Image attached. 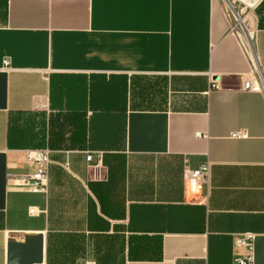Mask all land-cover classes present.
Listing matches in <instances>:
<instances>
[{"label": "crops", "instance_id": "0c3cea01", "mask_svg": "<svg viewBox=\"0 0 264 264\" xmlns=\"http://www.w3.org/2000/svg\"><path fill=\"white\" fill-rule=\"evenodd\" d=\"M245 29L264 80V1ZM249 70L219 0H0V264L37 234L41 264H232L243 232L264 264ZM42 148L48 189L31 192ZM184 157L210 162L203 190L188 193Z\"/></svg>", "mask_w": 264, "mask_h": 264}, {"label": "built area", "instance_id": "2783aa9c", "mask_svg": "<svg viewBox=\"0 0 264 264\" xmlns=\"http://www.w3.org/2000/svg\"><path fill=\"white\" fill-rule=\"evenodd\" d=\"M227 1V2H226ZM231 1L234 0H225V2L234 9V5H232ZM237 1V2H236ZM239 0H235V2L239 5ZM262 0H254L252 3V8L254 9L256 5ZM245 2H243L244 4ZM252 13V12H251ZM238 19L244 26L243 19L238 15ZM229 30L232 34L236 35L238 38V29L236 26L229 25ZM243 41H240L242 46L246 50V31L245 27L243 30ZM252 34H251V45H252ZM249 63L250 70L246 77L242 79V88L249 91H259L262 93L264 98V80L263 76L259 71L256 55L252 49L248 48L246 50ZM4 63L7 65L8 60H4ZM216 82L212 83V86L215 87ZM241 135V134H239ZM28 157L34 163V170L31 174L24 176L21 180V187L31 191V192H40L46 193L48 189V165L50 163L49 151L47 148L42 149H34L28 150ZM102 154L100 152L88 153L86 154V160L92 161L94 158L97 160V163L101 162ZM209 168L210 162L205 161L202 162L198 167L193 168L188 164V157H184V166H183V180L185 187L188 190V193L193 194L196 190H203L208 185L209 179ZM233 246L237 248L239 251L234 253L232 258V264H253V234L250 232H243L236 235L233 239Z\"/></svg>", "mask_w": 264, "mask_h": 264}, {"label": "water", "instance_id": "95a60500", "mask_svg": "<svg viewBox=\"0 0 264 264\" xmlns=\"http://www.w3.org/2000/svg\"><path fill=\"white\" fill-rule=\"evenodd\" d=\"M42 234L27 235L21 243L10 242L8 244L7 264H41L42 257ZM19 252L27 253V257L16 258ZM18 259L22 263H18Z\"/></svg>", "mask_w": 264, "mask_h": 264}, {"label": "rangeland", "instance_id": "374dc122", "mask_svg": "<svg viewBox=\"0 0 264 264\" xmlns=\"http://www.w3.org/2000/svg\"><path fill=\"white\" fill-rule=\"evenodd\" d=\"M241 1V2H240ZM220 4L222 5V7L225 9V11L227 12L228 14V18H229V25L232 26H236V28L238 29V39L240 41H243V30H244V27H245V17H246V14L248 13L249 11V8H246L243 6V2H246L245 0H239L238 2H240V4L238 5L235 0L234 1H231L232 5H234V9L231 8V6H229L225 0H219ZM252 12V16H253V20H254V12H253V8L251 10ZM237 13L238 15L240 16V19L242 17L243 19V22H244V26L243 24L241 23V21L238 19L237 17ZM246 31V29H245ZM252 35H253V32H252ZM246 40L247 39V36H246ZM247 45V44H246ZM249 47L246 46V50H248Z\"/></svg>", "mask_w": 264, "mask_h": 264}, {"label": "bare ground", "instance_id": "6f19581e", "mask_svg": "<svg viewBox=\"0 0 264 264\" xmlns=\"http://www.w3.org/2000/svg\"><path fill=\"white\" fill-rule=\"evenodd\" d=\"M245 1L246 2L243 4V6L246 7V8H251L252 3H254V0H245Z\"/></svg>", "mask_w": 264, "mask_h": 264}, {"label": "trees", "instance_id": "16d2710c", "mask_svg": "<svg viewBox=\"0 0 264 264\" xmlns=\"http://www.w3.org/2000/svg\"><path fill=\"white\" fill-rule=\"evenodd\" d=\"M264 0H262V1H260L257 5H256V7L253 9V12L256 10V8L263 2Z\"/></svg>", "mask_w": 264, "mask_h": 264}]
</instances>
